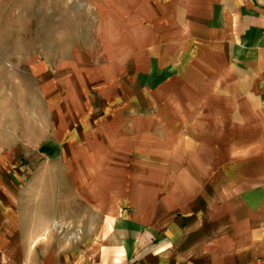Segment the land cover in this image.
I'll use <instances>...</instances> for the list:
<instances>
[{"label": "crops", "instance_id": "0c3cea01", "mask_svg": "<svg viewBox=\"0 0 264 264\" xmlns=\"http://www.w3.org/2000/svg\"><path fill=\"white\" fill-rule=\"evenodd\" d=\"M98 4L60 84L0 55V264H264V0ZM77 201L119 254L62 250Z\"/></svg>", "mask_w": 264, "mask_h": 264}, {"label": "rangeland", "instance_id": "374dc122", "mask_svg": "<svg viewBox=\"0 0 264 264\" xmlns=\"http://www.w3.org/2000/svg\"><path fill=\"white\" fill-rule=\"evenodd\" d=\"M99 2L101 0H0V55L11 58L15 68L29 67L32 71L45 67L60 84V77L69 70L65 62H73L70 59L88 47H99L96 39ZM75 67L80 70L79 64ZM82 82L85 83L84 78ZM95 99L98 98L95 96ZM97 109L94 110L99 112ZM97 206V203L77 201L61 211L57 231L51 234L63 243L62 250L67 256L71 248L81 250L88 244L96 245L98 240L103 251L108 247L111 252L120 253L122 238L129 237L116 235L113 230L128 227L122 225L117 215L101 218ZM116 209L120 210V217L133 213L132 204ZM99 228H105L106 234L96 235ZM160 242L161 237L151 236L143 243L154 248Z\"/></svg>", "mask_w": 264, "mask_h": 264}]
</instances>
